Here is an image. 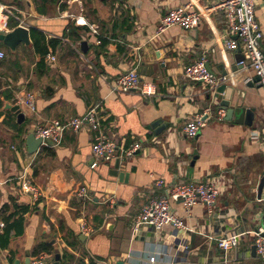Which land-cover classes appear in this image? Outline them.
<instances>
[{"label": "crops", "instance_id": "0c3cea01", "mask_svg": "<svg viewBox=\"0 0 264 264\" xmlns=\"http://www.w3.org/2000/svg\"><path fill=\"white\" fill-rule=\"evenodd\" d=\"M222 1L0 0L30 30V44L20 43L16 50L0 41L6 54L0 60V234L5 205L29 208L23 234L11 233L9 246L0 248V264H25L27 253L30 264L44 256L49 264L54 256L34 255L43 242L55 246L61 264H264L254 249L264 214V191L258 198L264 175V89L253 69L238 66L241 51L224 44L228 28L218 8ZM189 3L202 13L200 24L191 31L175 26L159 33L166 13ZM256 16L264 30V0L256 1ZM15 22L2 31L19 27L18 20H8ZM38 33L44 41L36 45ZM202 57L214 74L233 75L222 85L240 98L243 94L244 105L255 110L252 127L236 124L235 118L225 121L226 115L219 119L212 93L186 77V67ZM134 68L156 85V96L111 94L116 79ZM28 93L36 96V111L20 107L25 121L19 124L9 105ZM98 104L104 135L120 148L143 146L120 161L124 179L112 174L118 160L91 168L95 133L87 127L67 132L59 147L30 153L31 130L83 116ZM206 109L212 110L207 126L198 137H186V124ZM21 125L26 133L20 137ZM23 173L40 189L38 200L21 190L17 178ZM160 179L166 187L214 182L220 195L213 216L204 205L188 214L172 203L189 230L166 227L156 234L144 227L135 233L143 205L165 190L156 186ZM82 188L88 199L79 197ZM82 220L93 234L80 232ZM229 233L241 236L238 248L225 252L217 239Z\"/></svg>", "mask_w": 264, "mask_h": 264}, {"label": "built area", "instance_id": "2783aa9c", "mask_svg": "<svg viewBox=\"0 0 264 264\" xmlns=\"http://www.w3.org/2000/svg\"><path fill=\"white\" fill-rule=\"evenodd\" d=\"M122 2L126 0H120ZM156 1V0H152ZM257 0H223L218 6L226 15L228 36L224 40L225 46L231 51L240 50L242 58L238 62L244 70L253 69L256 77L259 79V85L264 89V52L262 42L264 40V30L257 20L256 16ZM13 17L24 25L12 11L11 7L0 3V30H7L8 20ZM202 13L194 10L193 4L171 9L162 18L158 31L165 32L170 27H180L185 31L194 30L201 21ZM80 22V21H79ZM6 54L0 50V60L5 59ZM55 61V57H50ZM185 75L193 82L204 84L209 92L217 87L227 83L233 78V75H216L209 68V60L202 57L200 60L190 64L185 69ZM235 77V76H234ZM111 94H128L138 92L143 97H154L157 95L156 85L152 82L144 81L137 72V68L121 74L111 85ZM20 107L26 108L31 112L36 111V96L34 93H28L16 102ZM101 105L93 106L85 115L76 117L67 121L54 120L45 126L35 128L34 133L37 139L42 140V147L55 148L62 145L67 132L78 133L84 128H89L94 132L92 153L94 163L91 168L98 167L100 162L109 163L116 160L123 161L134 157L142 150L140 142L132 143L129 147L120 148L117 143L102 133V122L104 117L100 111ZM212 115L211 109H206L203 113L196 115L190 120L185 128L184 134L188 138H196L207 126L208 116ZM226 112L219 109L217 116L223 119ZM259 137L258 134H256ZM264 146V141H262ZM17 181L24 193L32 194L35 199L41 197L40 189L33 183L27 173H23ZM156 186L165 189L159 197L150 199L141 208L137 215L133 231L139 232L144 227H151L156 234L161 233L166 227H173L179 230H189L184 222L173 212L172 203H179L190 214L191 210L197 205H204L209 215L213 216L217 204L220 190L212 181L208 182H184L171 187H166V182L160 179ZM79 197L88 199L89 193L86 188L79 191ZM4 228V224H0ZM80 232L86 236L94 233V229L89 226L86 220L80 223ZM257 255L264 260V214L261 226L254 232ZM238 233H229L217 239L219 248L227 252L238 248ZM155 257L150 261L154 263ZM48 256L41 257L32 264H48ZM95 264H108L97 262Z\"/></svg>", "mask_w": 264, "mask_h": 264}, {"label": "water", "instance_id": "95a60500", "mask_svg": "<svg viewBox=\"0 0 264 264\" xmlns=\"http://www.w3.org/2000/svg\"><path fill=\"white\" fill-rule=\"evenodd\" d=\"M30 30L19 26L15 28L13 31L9 33H5L4 31H0V41H2L5 45H7L11 50H16L20 43H25L26 45L30 44L29 38ZM86 43L82 44V47H85ZM224 75H227L224 73ZM259 79L256 78V81ZM212 93V97L217 101L219 109H223L226 112L225 121H232L235 118V123L238 125H245L248 127H252L255 120V110L252 108H247L243 103V94H241V98L238 97V92L233 90L232 87L227 85H220ZM9 109L17 114L18 123L22 124L25 121V115L21 111L19 105H9ZM42 140L35 138L34 130H31L28 139L27 146L30 150V153L33 154L39 150L41 147ZM120 161L118 160L115 166V171H113L114 176H119L120 180L124 179L126 176L123 173H119ZM264 191V175L261 178L259 189H258V198L262 197ZM256 250V247L254 248ZM30 253H27V260L25 264H30ZM49 264H61V255L56 253L54 260ZM118 264H123L122 262H118Z\"/></svg>", "mask_w": 264, "mask_h": 264}, {"label": "trees", "instance_id": "16d2710c", "mask_svg": "<svg viewBox=\"0 0 264 264\" xmlns=\"http://www.w3.org/2000/svg\"><path fill=\"white\" fill-rule=\"evenodd\" d=\"M15 14V12H14ZM16 15V14H15ZM12 20L14 21V18L12 17ZM18 23V22H17ZM10 27H15L14 24H10ZM37 33V32H36ZM41 35L40 38H37L34 35L35 43L36 45H39L41 41H44V35L41 33H38ZM43 54H46V51H43ZM26 133V130L24 129V126H19V136H23ZM28 207H20L19 205L12 204V205H5L2 208V214H3V220L5 222V229L3 233L0 234V248H7L9 246V242L11 240L10 234L15 232L16 236H21L24 232L25 228V219L24 215L28 212ZM13 211V212H10ZM12 220H14L13 223ZM48 254L49 256H54L57 253V250L55 249V246L51 243L43 242L40 243L34 250V255L40 256V254Z\"/></svg>", "mask_w": 264, "mask_h": 264}]
</instances>
